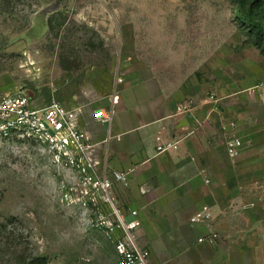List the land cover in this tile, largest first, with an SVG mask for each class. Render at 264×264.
<instances>
[{
    "label": "rangeland",
    "instance_id": "rangeland-1",
    "mask_svg": "<svg viewBox=\"0 0 264 264\" xmlns=\"http://www.w3.org/2000/svg\"><path fill=\"white\" fill-rule=\"evenodd\" d=\"M151 70L183 98L264 93V0H0V97L82 105L90 124ZM67 181L36 143L0 142V264H117Z\"/></svg>",
    "mask_w": 264,
    "mask_h": 264
},
{
    "label": "crops",
    "instance_id": "crops-1",
    "mask_svg": "<svg viewBox=\"0 0 264 264\" xmlns=\"http://www.w3.org/2000/svg\"><path fill=\"white\" fill-rule=\"evenodd\" d=\"M184 94L182 84L139 71L118 88L109 119L84 124L82 106L80 123L97 142L100 170H130L116 198L124 211L138 209L137 239L152 264H264V93L202 101L200 124L176 112ZM230 120L237 127L224 129ZM232 133L245 142L235 157L227 150ZM158 134L180 139L178 148L157 153ZM203 205L210 220L192 224ZM213 232V241L198 240Z\"/></svg>",
    "mask_w": 264,
    "mask_h": 264
},
{
    "label": "built area",
    "instance_id": "built-area-1",
    "mask_svg": "<svg viewBox=\"0 0 264 264\" xmlns=\"http://www.w3.org/2000/svg\"><path fill=\"white\" fill-rule=\"evenodd\" d=\"M221 99L214 92L201 101L188 96L178 102L176 112L190 115L200 124L201 119L196 115L199 103H218ZM82 112V105H70L59 99L40 105L23 90L6 92L0 97V142H33L39 146L55 168L67 177L64 187L67 200L99 212L96 223L114 242L117 264H152L151 250L137 239L136 232L141 225L138 209L124 211L116 198V189L128 184L130 170H100L97 142L81 125ZM109 117L110 112L105 111L98 119ZM222 127L236 128L237 122L230 120ZM156 139L157 153L178 148L180 141L164 138L162 134ZM244 145L243 138L234 133L227 139V150L233 157L240 155ZM211 215L210 207L203 205L190 216V222L207 223ZM217 235L213 232L198 240L213 241Z\"/></svg>",
    "mask_w": 264,
    "mask_h": 264
},
{
    "label": "trees",
    "instance_id": "trees-1",
    "mask_svg": "<svg viewBox=\"0 0 264 264\" xmlns=\"http://www.w3.org/2000/svg\"><path fill=\"white\" fill-rule=\"evenodd\" d=\"M253 5H254V3H252V4L250 5V10L253 8Z\"/></svg>",
    "mask_w": 264,
    "mask_h": 264
}]
</instances>
